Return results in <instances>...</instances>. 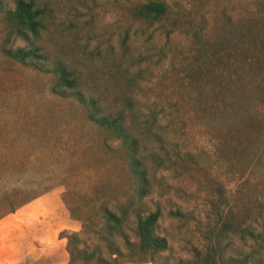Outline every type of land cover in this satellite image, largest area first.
I'll use <instances>...</instances> for the list:
<instances>
[{"label": "rangeland", "instance_id": "1", "mask_svg": "<svg viewBox=\"0 0 264 264\" xmlns=\"http://www.w3.org/2000/svg\"><path fill=\"white\" fill-rule=\"evenodd\" d=\"M32 1L46 12L38 37L6 38L0 14V264H66L64 235L77 232L87 249L100 244L84 228L92 227L98 204L110 206L132 187L116 141L105 140L112 149L102 145L81 107L55 95L52 73L2 52L16 46H35L43 66L61 61L79 90L128 120L147 118L163 139L164 150L141 139L143 154L169 160L145 161L150 185L140 206L159 209L155 232L167 249L152 263L137 261L114 236L123 254L117 264L193 260L194 250L202 254L217 242L223 264L249 251L264 264L260 239L220 233L228 213L256 232L264 228V0H162L168 17L154 23L129 14L146 0ZM13 4L0 0L3 8ZM176 19L184 28L165 34ZM246 29L251 33L241 36ZM200 45L220 55L198 58ZM174 210L181 215L169 214ZM132 227L129 214L122 231L135 242Z\"/></svg>", "mask_w": 264, "mask_h": 264}, {"label": "trees", "instance_id": "2", "mask_svg": "<svg viewBox=\"0 0 264 264\" xmlns=\"http://www.w3.org/2000/svg\"><path fill=\"white\" fill-rule=\"evenodd\" d=\"M45 13V8L35 5L32 0H14L12 8L0 6V14L6 25L5 37L24 40H28L29 34L38 37L39 31L43 27ZM129 14L133 19L145 23H154L167 19L169 11L168 6L162 0H146L133 5L129 9ZM177 28H184V23L179 19L172 21L171 27L166 29L165 34H169ZM185 32L191 34L194 43H199L200 37L196 31ZM247 33H251V31L248 29L241 30L240 35L246 36ZM203 48L204 45L197 47L198 58L206 54L205 51H208V58L210 57L211 61L220 55L219 49L206 50ZM36 50L35 46L26 49L19 46L14 48L2 47V52L8 58L18 63H25L33 70L53 74L52 88L55 95L60 98H70L81 107L83 117L92 124L97 132L104 136L102 141L104 147L112 149L107 145L106 139L116 141L114 150L126 166L132 179L131 193L114 202L110 205L111 207L106 201L98 204L95 210L96 219L92 227L83 230L84 233L85 231L92 233L100 244H95L91 249H87L83 244L84 239L77 232L70 231L64 235L68 253L66 264H117V258L123 254L118 245L113 242L112 238L114 236L123 238L124 245L131 258L152 263L155 258L160 256L161 251L167 249V243L163 236L155 232L156 221L160 215L159 209L155 208L143 212L140 206V201L149 192L150 185L145 161L149 160L159 165L168 161L169 157L167 153L160 156L153 151L143 154L141 148L144 147L141 145V139L147 138L149 141L157 143L158 147L164 150L161 135L152 129L151 124H147L149 121L147 118L138 122L135 121V117L128 120L123 110H106L99 97L85 94L78 89V77L73 70L61 61H54L49 67L41 65L36 58H42V55ZM149 115L150 123H154V113L150 112ZM173 155L177 159L181 158L177 153ZM22 201L19 203L22 204ZM129 214L133 217L132 231L136 238L135 242L129 241L122 231V226ZM169 214L181 215L178 210L169 211ZM244 221L236 222L233 220V213H228L227 219L222 222L220 233L229 231L243 240L247 238L257 241L260 239L264 242V228L260 232H256L250 223ZM83 227H85L84 222H82ZM100 247H104L109 256L101 255ZM220 250L219 242H217L202 254L194 250L195 258L193 260L177 259L172 264H223L224 261H222L223 259L219 254ZM227 260L233 264H262L261 261L253 257L250 251L237 257H227ZM162 264L168 263L164 262Z\"/></svg>", "mask_w": 264, "mask_h": 264}]
</instances>
